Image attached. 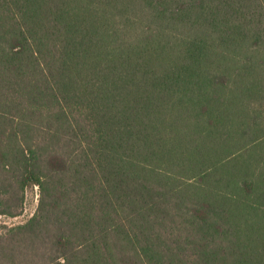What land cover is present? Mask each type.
Segmentation results:
<instances>
[{
  "label": "trees",
  "instance_id": "obj_1",
  "mask_svg": "<svg viewBox=\"0 0 264 264\" xmlns=\"http://www.w3.org/2000/svg\"><path fill=\"white\" fill-rule=\"evenodd\" d=\"M11 177L52 264H264V0H0Z\"/></svg>",
  "mask_w": 264,
  "mask_h": 264
},
{
  "label": "rangeland",
  "instance_id": "obj_2",
  "mask_svg": "<svg viewBox=\"0 0 264 264\" xmlns=\"http://www.w3.org/2000/svg\"><path fill=\"white\" fill-rule=\"evenodd\" d=\"M12 180L10 191L0 193V264H52L56 257L53 240L45 235L32 237L29 245L28 239L20 242L11 235V230L23 226L37 212L40 198L37 186L20 190Z\"/></svg>",
  "mask_w": 264,
  "mask_h": 264
}]
</instances>
